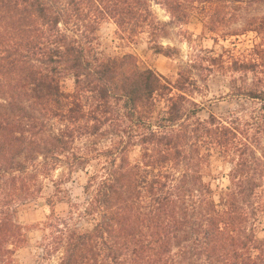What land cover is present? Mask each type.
I'll return each mask as SVG.
<instances>
[{
    "label": "trees",
    "instance_id": "1",
    "mask_svg": "<svg viewBox=\"0 0 264 264\" xmlns=\"http://www.w3.org/2000/svg\"><path fill=\"white\" fill-rule=\"evenodd\" d=\"M244 1L264 3L0 0V264H14L26 242L18 209L64 162L86 170L85 202L75 218L57 215L49 199L43 258L60 252L57 264H264V120L250 135L238 118L198 117V105H188L196 63L172 82L133 54L104 56L96 47L100 23L110 19L120 39L147 34L156 53L171 57L175 49L158 41L168 31L153 3L179 24L204 13V29L225 35ZM242 30L264 38V15L249 17ZM68 76L72 93L62 88ZM239 92L258 99L264 114V89ZM93 138L106 146H77ZM213 157L232 164L219 191L207 180ZM82 218L92 227L81 229Z\"/></svg>",
    "mask_w": 264,
    "mask_h": 264
},
{
    "label": "rangeland",
    "instance_id": "2",
    "mask_svg": "<svg viewBox=\"0 0 264 264\" xmlns=\"http://www.w3.org/2000/svg\"><path fill=\"white\" fill-rule=\"evenodd\" d=\"M157 18L166 23L168 35L158 38L165 47L175 49L173 56L167 57L156 53L148 35L143 34L137 40L129 42L119 38L117 26L110 19L100 23L97 31L96 47L104 56H121L133 54L143 68H153L169 81L178 78L181 68H189L196 86L191 93L188 105L198 107L197 114L201 119H208L211 114L223 120H235L248 128L250 135L258 133V126L264 120L262 103L240 95L239 91L264 89V38L255 31L242 29L249 17L264 15V3L244 1L236 11L237 20L226 28L225 35L210 33L203 27L204 13L196 14L189 22L175 23L160 5H152ZM216 59L217 61H214ZM251 63L253 68H233L234 62ZM64 91H74V79L68 76L62 81ZM195 103V104H194ZM87 144L104 148L107 141L93 138L90 141H78L77 146L83 150ZM261 145H264V137ZM97 161L87 166L94 171ZM232 164L219 157H213L212 167L207 176L216 190L229 185L227 174ZM86 170L72 169L67 163H60L51 176L40 179L42 191L27 204L20 207L18 221L24 225L26 235L24 246L17 249L14 264H57L61 253L51 258H43L41 242L46 232L44 223L52 213L49 199L54 201L56 214L63 217L74 216L83 209L85 202L84 185L87 181ZM78 206H76V204ZM81 229L92 227L93 221L88 218L78 219Z\"/></svg>",
    "mask_w": 264,
    "mask_h": 264
}]
</instances>
